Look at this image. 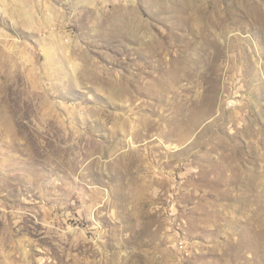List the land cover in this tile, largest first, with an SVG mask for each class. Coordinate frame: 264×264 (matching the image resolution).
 I'll use <instances>...</instances> for the list:
<instances>
[{
  "label": "rangeland",
  "instance_id": "obj_1",
  "mask_svg": "<svg viewBox=\"0 0 264 264\" xmlns=\"http://www.w3.org/2000/svg\"><path fill=\"white\" fill-rule=\"evenodd\" d=\"M0 264H264V0H0Z\"/></svg>",
  "mask_w": 264,
  "mask_h": 264
},
{
  "label": "bare ground",
  "instance_id": "obj_2",
  "mask_svg": "<svg viewBox=\"0 0 264 264\" xmlns=\"http://www.w3.org/2000/svg\"><path fill=\"white\" fill-rule=\"evenodd\" d=\"M204 12V11H203ZM201 17L204 18V13L201 14ZM202 21V20H201ZM185 69V68H184Z\"/></svg>",
  "mask_w": 264,
  "mask_h": 264
}]
</instances>
